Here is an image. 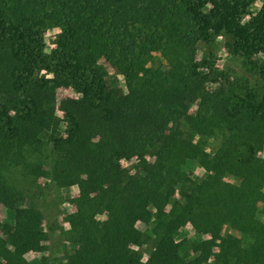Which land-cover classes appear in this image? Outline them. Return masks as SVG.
Here are the masks:
<instances>
[{
	"label": "trees",
	"instance_id": "1",
	"mask_svg": "<svg viewBox=\"0 0 264 264\" xmlns=\"http://www.w3.org/2000/svg\"><path fill=\"white\" fill-rule=\"evenodd\" d=\"M255 1L0 0V204L13 216L4 230L0 219V264L47 249L52 183L78 187L74 248L57 264H188L191 253L192 264H264V3L245 20ZM220 34L241 68L197 58ZM59 84L80 94L59 103L64 127ZM209 137L221 138L211 152ZM190 160L207 174L191 176ZM188 223L209 236L191 238ZM146 243L145 261L134 247Z\"/></svg>",
	"mask_w": 264,
	"mask_h": 264
},
{
	"label": "rangeland",
	"instance_id": "2",
	"mask_svg": "<svg viewBox=\"0 0 264 264\" xmlns=\"http://www.w3.org/2000/svg\"><path fill=\"white\" fill-rule=\"evenodd\" d=\"M256 3V1L254 2ZM253 3V4H254ZM251 4V6L253 5ZM249 7L248 14L246 17H250L254 10L252 7ZM257 11H255L256 13ZM245 17V18H246ZM246 20V19H245ZM54 28H47L44 30V45L45 48L51 46H56L55 39L58 33L53 31ZM49 32H53L52 35H48ZM218 37L220 39H218ZM227 37L225 34H220L216 37L214 43L212 44H203L200 43L197 49V58L204 59L210 58L213 59L216 63V66L221 69H228L234 68L239 69L241 68V60L236 55H233L229 52L226 46ZM51 47V50L54 48ZM264 59V57L262 58ZM164 63L161 55L156 53L151 61L152 66L156 67ZM110 76L113 79L118 80L122 87H125V80L122 75H120L116 70L109 66ZM43 73L47 76H52L51 72L43 71ZM123 77V80H121ZM80 94L75 91V89L70 84H59L57 86V107H56V114L59 116L61 121V127H64V114L62 111L59 110V103L60 101L68 98V97H75L78 98ZM197 108V103H194L191 111L195 112ZM219 137H209L207 138V150L213 151L216 149L220 143ZM260 155L264 157V148L260 152ZM136 159H122L121 164L123 167L130 169L131 171L135 172L136 169ZM185 168L188 170L191 176L193 177H203L207 174V171L200 165L198 160H190L185 165ZM228 179L232 182H238V178L235 176H229ZM78 193L77 186H66V187H56L54 183H52V190L50 191L49 201L50 204L46 211L52 213L54 216L48 217V219L43 220V227L47 229L49 232V240L46 242L47 249L44 251H29L25 254L26 259L31 264H57V259H61L65 254L71 252L74 248V243L68 240L67 231L70 228L69 223L67 222V215L75 209V205L73 203V198ZM13 216L11 215V211L7 209L4 205L0 204V219L3 223L2 229L7 225H12L13 223ZM54 217V218H53ZM105 215H99V218H104ZM51 221H53L51 223ZM49 223V224H48ZM53 225L55 228L54 230H49L48 226ZM138 226L142 228L144 225L142 222L138 223ZM184 233H186L191 238L200 239L203 237H207L209 235H199L194 227L188 223L184 227ZM224 233L231 231L237 233L233 229H230L229 225L225 224L223 227ZM150 243L143 244L141 246H135L134 249L138 250L141 253L142 259L147 256L148 258V247ZM191 252V251H190ZM187 253V251H185ZM194 254L191 253L190 256L187 257L188 264H192ZM144 260V259H143ZM210 261V259H209ZM208 261V264H209ZM214 261V257H211V264Z\"/></svg>",
	"mask_w": 264,
	"mask_h": 264
},
{
	"label": "clouds",
	"instance_id": "3",
	"mask_svg": "<svg viewBox=\"0 0 264 264\" xmlns=\"http://www.w3.org/2000/svg\"><path fill=\"white\" fill-rule=\"evenodd\" d=\"M262 3H264V0H256V3H254L251 7H252V9L254 10V12H253V14H255V11H258L259 10V8L261 7V4ZM207 7L208 8H211L212 7V5L209 3L208 5H207ZM246 20L248 19V17H246L245 18ZM53 31L55 32V33H61L62 32V29L60 28V27H55L54 29H53ZM53 34V32H49L48 33V35H52ZM218 39H220L219 37H218ZM51 47H54V46H49L48 48H45L44 49V51L47 53V52H50L51 51ZM121 80H123V77H121ZM120 86H123V85H120ZM125 94L127 95V90H125ZM139 223V222H138ZM210 238V237H209ZM177 242H179V239H177ZM217 243H219V241H217ZM217 251H219V250H217ZM145 261L147 260V256H145L144 258H143ZM142 264H143V262H142ZM209 264H211V258H210V261H209Z\"/></svg>",
	"mask_w": 264,
	"mask_h": 264
}]
</instances>
